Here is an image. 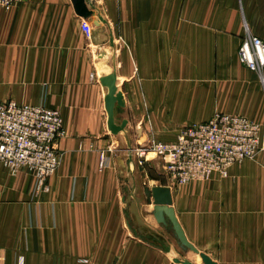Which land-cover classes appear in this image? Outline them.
Here are the masks:
<instances>
[{
  "label": "crops",
  "instance_id": "obj_1",
  "mask_svg": "<svg viewBox=\"0 0 264 264\" xmlns=\"http://www.w3.org/2000/svg\"><path fill=\"white\" fill-rule=\"evenodd\" d=\"M86 2L89 18L71 0L0 8V100L44 103L63 129L46 191H34L27 168L0 165V264H172L170 250L145 237L146 226L156 230L152 210L142 213L145 186L135 179L123 195L121 151L145 149V137L171 141L216 113L264 124V68L237 55L246 33L264 40V0ZM110 73L123 99L116 134L100 82ZM157 185L170 187L187 239L217 264L264 262V151L226 177Z\"/></svg>",
  "mask_w": 264,
  "mask_h": 264
},
{
  "label": "built area",
  "instance_id": "obj_2",
  "mask_svg": "<svg viewBox=\"0 0 264 264\" xmlns=\"http://www.w3.org/2000/svg\"><path fill=\"white\" fill-rule=\"evenodd\" d=\"M20 1L0 0V6L8 9ZM237 55L249 70L260 73L264 68V40L246 33ZM62 134L58 110L44 103L0 100V163L12 172L27 168L36 192L47 190L48 177L58 167ZM137 151L143 160H148L147 153L159 157L165 178L173 185L202 180L212 173L225 176L233 164L264 151V124L239 114L216 113L184 125L171 141H152L147 153L145 149ZM17 264H23L21 256Z\"/></svg>",
  "mask_w": 264,
  "mask_h": 264
},
{
  "label": "rangeland",
  "instance_id": "obj_3",
  "mask_svg": "<svg viewBox=\"0 0 264 264\" xmlns=\"http://www.w3.org/2000/svg\"><path fill=\"white\" fill-rule=\"evenodd\" d=\"M17 3L18 2H15L12 6L16 5ZM0 8L7 10L6 8H4L2 6H0ZM16 102H18V101H16ZM18 103H29V102L25 101V102H18ZM160 137L162 138L163 135H160ZM165 138L166 139H164V140H154L153 137H151V138L145 137V153L148 152L149 145L152 141H170V139H171V138L168 139L167 137H165ZM110 152H113V151H110ZM138 152L139 151H137V149H125V150L121 151L122 157L125 158V160H126V164H124V166L122 168V172H121V181L123 182V184H125L123 195L126 196L128 199H130L129 190L131 191V189H133V182L132 181L135 179L137 180L138 184H140L141 188H139V189H141V190H142V187H144V186L152 187V186H156L159 183H165L167 181L165 178V175H164L162 160L159 157H155L154 153H147V157H148L147 159L148 160H143V158L138 157V154H137ZM250 158H253V157H250ZM106 159H107V156L105 155V153L101 152L99 154V166H103V164H105ZM140 162H142V163H140ZM0 165H3V164L0 163ZM230 167H229V169H230ZM229 169H228V173H229ZM228 173H227V175H228ZM212 174H214V173H212ZM215 174H218V173H215ZM218 175L221 177L227 176V175L222 176L220 174H218ZM204 179H207V177ZM204 179H202V180H204ZM128 180H131V181L128 182ZM131 182H132V186H131ZM182 184H185V183H182ZM43 191H46V190H41V192H43ZM144 201H145V207H143L144 211L142 213L143 214L149 213V212H147V209H151L153 211V208L151 206H149L150 204L147 202L146 196H145V199L142 200L141 202H144ZM140 208H141V206L139 207V209ZM152 211H151V214H152ZM153 222H154V225L156 226V230H154V229L152 230L146 226L145 232H144L145 237L149 241H151L152 243H155L156 245H158L159 247H161L165 250H170L172 258L177 257L180 259L190 260V258L194 255V252H192L190 249H188L187 247H185L184 245H182L178 241L175 233L171 229V224L170 223H168L167 225L159 224L156 222V220L154 218H153ZM227 257H234L235 258V257H237V255H234V256L228 255ZM253 257H255V256L254 255L250 256L251 260L246 259V260H242V261H233V260L232 261H223L221 264H264V262L254 260Z\"/></svg>",
  "mask_w": 264,
  "mask_h": 264
},
{
  "label": "water",
  "instance_id": "obj_4",
  "mask_svg": "<svg viewBox=\"0 0 264 264\" xmlns=\"http://www.w3.org/2000/svg\"><path fill=\"white\" fill-rule=\"evenodd\" d=\"M73 4V8L77 15L83 18H89L93 14V10L89 8L86 0H71ZM100 17L98 19H93V23L95 25L99 24ZM100 82L103 86L107 88V94L105 95V109L107 112L108 120L107 125L111 133L116 134L119 132L124 124L123 121L121 124H116L113 118V108L114 104L117 103L118 105L123 104L122 94L116 91L115 86V75L110 73L104 77L100 78ZM144 194L146 196L147 202L153 205V216L157 223L167 225L168 223L171 224V229L175 233L178 241L190 249L192 252L198 254L202 260L203 264H217L214 260H212L207 254L204 252L199 251L197 247H195L186 237L180 223L178 222L174 210L172 208V198H171V191L168 186H145L144 187ZM193 264L192 261L188 259H180L174 257L172 260V264Z\"/></svg>",
  "mask_w": 264,
  "mask_h": 264
},
{
  "label": "bare ground",
  "instance_id": "obj_5",
  "mask_svg": "<svg viewBox=\"0 0 264 264\" xmlns=\"http://www.w3.org/2000/svg\"><path fill=\"white\" fill-rule=\"evenodd\" d=\"M150 206L153 208L152 204H150ZM190 260L193 262V264H202V260H201L200 256L196 253H194V255L190 258Z\"/></svg>",
  "mask_w": 264,
  "mask_h": 264
}]
</instances>
